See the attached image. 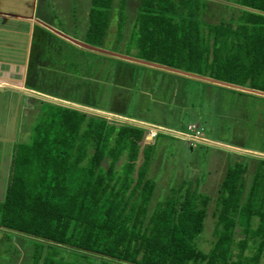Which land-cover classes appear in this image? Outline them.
<instances>
[{
  "label": "trees",
  "instance_id": "16d2710c",
  "mask_svg": "<svg viewBox=\"0 0 264 264\" xmlns=\"http://www.w3.org/2000/svg\"><path fill=\"white\" fill-rule=\"evenodd\" d=\"M99 1L92 0L88 29L100 37L110 0ZM235 2L243 8L241 20L230 29L198 20L207 8L204 0H139L128 40L137 41L133 57L264 92V0ZM41 108L28 142L14 146L0 202V231L32 245L31 264H75L52 257L60 248L98 264H240L227 262L235 225L228 214L241 215L247 232L252 215H264L259 208H264V183L257 169L242 205L243 168L234 164L226 170L215 201L220 210L216 239L202 253L194 240L203 229L208 196H200L197 209L174 212L167 203L144 222L153 182L143 177L142 168L135 169L141 129L129 124L116 129L99 116L87 119L79 130L83 111L53 104ZM104 159L109 164L105 170ZM133 173L136 186H130ZM129 187L136 198L126 208ZM259 223L248 239L254 234L262 248L264 221Z\"/></svg>",
  "mask_w": 264,
  "mask_h": 264
},
{
  "label": "rangeland",
  "instance_id": "374dc122",
  "mask_svg": "<svg viewBox=\"0 0 264 264\" xmlns=\"http://www.w3.org/2000/svg\"><path fill=\"white\" fill-rule=\"evenodd\" d=\"M138 1L129 0L128 9L125 6L127 2L124 4L125 0L123 5L118 0H110L109 4H113L117 11L115 18L111 19L120 24L112 25V35L103 40V49L123 54L126 52L129 56L138 55L137 41H128L133 26L132 14L136 11V8L133 11L131 9ZM204 2L207 3L206 11L197 18L206 25L223 24L233 29L241 20L239 10L243 8L235 0ZM107 12H111V9L107 8ZM205 28L204 25L201 28L202 35ZM93 36L98 40L97 33H90L86 41L95 42L96 39L89 38ZM64 57L67 59L61 62L66 71L69 69L70 76L80 80L66 82L60 67L59 72L55 71L54 77L52 76L54 81L50 82L53 85L48 88L49 91L64 97L63 99L105 110V122L116 129L129 124L142 130L139 141L141 150L135 160V169L142 168L143 177L153 182L144 222L155 208L161 209L167 203L174 212L179 209H197L200 196H208L203 229L194 240L195 248L207 253L216 239L213 230L219 228L217 222L220 210L218 205L215 206V201L226 170L234 164L243 168L240 174L243 183L240 205L244 204L256 169L258 178L264 183V98L100 53L93 55L87 52L80 59H75V55L72 58L67 55ZM37 111L40 114L42 108L37 107ZM81 111L85 118L79 130H82L87 119H99L100 114L94 111ZM115 113L132 120L117 118ZM35 116L36 114L33 118ZM149 129L152 130L153 137L149 135L148 138V133L151 134ZM178 135L215 141L207 144L191 142L189 146L184 141H179ZM90 146L92 144L87 147L89 153L92 151ZM145 147L147 153L144 156L142 149ZM123 159L124 156L119 158L114 169H118ZM101 166L105 170L109 166L108 159L102 160ZM132 176L134 179L130 186H136L135 173ZM135 194L136 192L131 195L130 187L126 190L125 197H130L125 204L126 208L135 200ZM259 208L261 211L264 209ZM231 216L235 218V225L232 228L230 257L227 262L264 264V245L259 248V240L253 237L254 234L248 239L250 232L260 225L259 221H264V215H252L248 226L250 232L242 231L244 222L241 215L228 214V217ZM242 240L244 243L240 245ZM31 247L22 236L0 231V264H31ZM52 254L54 259L75 264H98L92 257H81L67 248L55 249ZM199 264H205V261Z\"/></svg>",
  "mask_w": 264,
  "mask_h": 264
},
{
  "label": "crops",
  "instance_id": "0c3cea01",
  "mask_svg": "<svg viewBox=\"0 0 264 264\" xmlns=\"http://www.w3.org/2000/svg\"><path fill=\"white\" fill-rule=\"evenodd\" d=\"M124 4L129 9V0H125ZM138 7L139 1L137 5L134 4V8H130L132 11L136 8L132 14V25ZM108 8L111 12L108 13L110 19L103 32L104 38L103 34L98 40L95 36L89 37L96 39L93 42L86 41L90 33H96L95 30L88 29L90 11L93 9L92 0H0V202L5 198L14 146L16 143L28 142L30 129L39 116L37 107L41 108L45 104L74 107L91 110L105 117V110L63 99L64 97L52 93L48 88L53 85L54 72H59L60 67L66 82L80 80L70 76L68 66L66 68L69 71H66L61 62L67 59L64 56L72 58L75 55V59H80L87 52L97 55V52L76 45L58 32L75 41L105 48L103 40L112 35V25L119 23H114L111 19L117 13L113 4H109ZM115 114L117 118L132 120ZM178 138L189 146L191 142L207 144L215 141L186 135H178Z\"/></svg>",
  "mask_w": 264,
  "mask_h": 264
},
{
  "label": "water",
  "instance_id": "95a60500",
  "mask_svg": "<svg viewBox=\"0 0 264 264\" xmlns=\"http://www.w3.org/2000/svg\"><path fill=\"white\" fill-rule=\"evenodd\" d=\"M58 34H60L64 38L74 42L76 45L81 46L83 48H86L87 50H91V51H94V52H97V53H100V54L108 55V56H111V57H114V58H117V59H120V60H124V61H127V62L143 65V66L150 67V68H153V69L166 71L168 73H173V74H176V75H179V76H182V77H186V78H190V79H193V80H196V81H201V82H204V83L216 85V86H219V87H222V88H226V89H230V90H234V91H238V92H242V93L253 94V95L260 96V97L264 98V92L259 91V90H254V89L247 88V87H244V86H240V85H236V84H232V83L216 80V79H213V78L208 77V76H202V75L190 73V72L183 71V70H180V69H176V68L168 67V66H165V65H161V64H158V63H155V62H150V61L139 59V58H136V57H133V56H129V55H125V54H122V53L106 50V49H103V48L94 47V46H91V45H88V44H85V43H82V42L75 41V40H73L71 38H68L67 36L62 35L59 32H58Z\"/></svg>",
  "mask_w": 264,
  "mask_h": 264
},
{
  "label": "built area",
  "instance_id": "2783aa9c",
  "mask_svg": "<svg viewBox=\"0 0 264 264\" xmlns=\"http://www.w3.org/2000/svg\"><path fill=\"white\" fill-rule=\"evenodd\" d=\"M150 131H151V134L148 133V138H149V135H150L151 137H153L152 130L149 129V132H150ZM151 137H150V138H151Z\"/></svg>",
  "mask_w": 264,
  "mask_h": 264
}]
</instances>
